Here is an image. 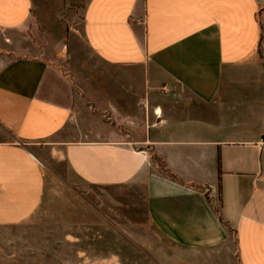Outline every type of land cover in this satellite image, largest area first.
Wrapping results in <instances>:
<instances>
[{
	"label": "crops",
	"instance_id": "crops-1",
	"mask_svg": "<svg viewBox=\"0 0 264 264\" xmlns=\"http://www.w3.org/2000/svg\"><path fill=\"white\" fill-rule=\"evenodd\" d=\"M60 164L143 188L180 264H264V0H0V227L66 214Z\"/></svg>",
	"mask_w": 264,
	"mask_h": 264
},
{
	"label": "rangeland",
	"instance_id": "rangeland-1",
	"mask_svg": "<svg viewBox=\"0 0 264 264\" xmlns=\"http://www.w3.org/2000/svg\"><path fill=\"white\" fill-rule=\"evenodd\" d=\"M60 63L79 75H89L94 67L81 41ZM60 170L68 176L65 164L46 168L60 185L53 195L59 196L58 207L66 214L0 227V264H180L179 248L148 218L143 188L98 189L76 183L79 190L70 192L62 186Z\"/></svg>",
	"mask_w": 264,
	"mask_h": 264
},
{
	"label": "trees",
	"instance_id": "trees-1",
	"mask_svg": "<svg viewBox=\"0 0 264 264\" xmlns=\"http://www.w3.org/2000/svg\"><path fill=\"white\" fill-rule=\"evenodd\" d=\"M156 162L158 166L166 173V175L171 176V177L173 176L168 170V168L166 167V165L164 164V162L159 157H156Z\"/></svg>",
	"mask_w": 264,
	"mask_h": 264
}]
</instances>
